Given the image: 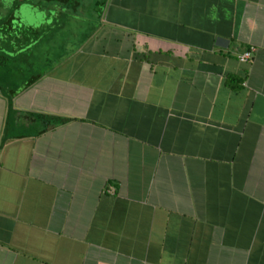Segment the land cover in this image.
<instances>
[{"label":"crops","instance_id":"obj_1","mask_svg":"<svg viewBox=\"0 0 264 264\" xmlns=\"http://www.w3.org/2000/svg\"><path fill=\"white\" fill-rule=\"evenodd\" d=\"M90 25L33 28L42 75L0 92V264H264V0H107Z\"/></svg>","mask_w":264,"mask_h":264},{"label":"trees","instance_id":"obj_2","mask_svg":"<svg viewBox=\"0 0 264 264\" xmlns=\"http://www.w3.org/2000/svg\"><path fill=\"white\" fill-rule=\"evenodd\" d=\"M47 1L54 3L58 7L56 11L60 18V23L58 25H61L62 31L67 32L68 43L74 45L76 28L65 29L64 26L71 20L70 18H73L72 14L74 13L75 8H77L84 0ZM106 2L107 0L94 1L92 7L93 12L97 13L98 16L102 15ZM91 27L95 26L90 25V28L88 30L85 29L84 31L81 27H78L77 33H83L85 38L92 32ZM56 30L57 29H55L52 35L56 33ZM42 34H44V32ZM42 37L43 35L38 36L37 30L25 29L23 26L21 27L18 18H15L12 13L5 15L3 18L0 17V92L9 100H11L19 91L27 88L35 79L42 75V71L34 74L30 73V68L33 66V62H31V58L29 57L33 52L34 38L40 40ZM137 57L141 60H150V56L147 53H137ZM31 74L34 78H30ZM43 117L47 119L49 124H64L70 120L69 118L41 114L40 118Z\"/></svg>","mask_w":264,"mask_h":264},{"label":"rangeland","instance_id":"obj_3","mask_svg":"<svg viewBox=\"0 0 264 264\" xmlns=\"http://www.w3.org/2000/svg\"><path fill=\"white\" fill-rule=\"evenodd\" d=\"M94 1L96 0H84L81 2L78 7L75 8L72 14L73 18H70L71 20L66 23L64 28H76L78 31V27H86L85 25L88 19L94 16L92 8ZM57 9L58 7L54 3H50L47 0H0L1 18L12 13L15 18H18L21 27L33 29L43 25L41 26V30L46 31V33L50 32L49 36L51 37L55 29L60 27V25H58L60 23V18L56 13ZM37 32H39V30H37Z\"/></svg>","mask_w":264,"mask_h":264},{"label":"built area","instance_id":"obj_4","mask_svg":"<svg viewBox=\"0 0 264 264\" xmlns=\"http://www.w3.org/2000/svg\"><path fill=\"white\" fill-rule=\"evenodd\" d=\"M252 51H253V48L249 47L247 50H245L242 54L238 56V60L241 62H247L251 58Z\"/></svg>","mask_w":264,"mask_h":264},{"label":"water","instance_id":"obj_5","mask_svg":"<svg viewBox=\"0 0 264 264\" xmlns=\"http://www.w3.org/2000/svg\"><path fill=\"white\" fill-rule=\"evenodd\" d=\"M224 41H226V40H224L222 38H217V43L218 44H223Z\"/></svg>","mask_w":264,"mask_h":264}]
</instances>
